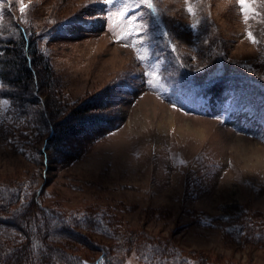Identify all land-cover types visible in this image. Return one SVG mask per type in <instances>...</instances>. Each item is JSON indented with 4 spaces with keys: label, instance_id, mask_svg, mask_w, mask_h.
<instances>
[{
    "label": "rangeland",
    "instance_id": "1",
    "mask_svg": "<svg viewBox=\"0 0 264 264\" xmlns=\"http://www.w3.org/2000/svg\"><path fill=\"white\" fill-rule=\"evenodd\" d=\"M23 2L21 14L0 0L8 231L23 243L43 219L62 226L44 241L48 264H91L105 249L117 264H264V0L247 23L237 0H190L193 15L185 0H153L152 39L121 42L155 19L134 0ZM18 24L31 83L12 63Z\"/></svg>",
    "mask_w": 264,
    "mask_h": 264
},
{
    "label": "trees",
    "instance_id": "2",
    "mask_svg": "<svg viewBox=\"0 0 264 264\" xmlns=\"http://www.w3.org/2000/svg\"><path fill=\"white\" fill-rule=\"evenodd\" d=\"M19 25V24H18ZM20 26V25H19ZM25 26H20L21 33H20V41L11 48V54L15 57V61H12V63L16 66V74L18 77L24 76L28 79V82L31 83L32 79V72L34 73V67H33V59L31 57L32 54V43L31 38L27 36L24 33H26V30L24 28ZM11 64V61H10ZM208 81V79H205ZM197 82L204 83L205 81H197V80H190L189 84L194 85ZM82 112V111H81ZM80 112V113H81ZM80 113H78L80 115ZM47 130L50 132L53 130L52 125H49L47 123ZM54 132V130H53ZM53 133L48 137V140L52 137ZM40 194L39 190L34 191V195L38 196ZM6 205L11 207L14 206L16 198H14L13 195L8 194L5 197H3L0 201L5 202ZM35 203H37L36 198L33 199ZM30 206H32V201L30 203ZM9 208H7L9 210ZM1 210L7 211L3 208ZM28 211L21 214V216H17L15 220L19 221V224H23L24 220L23 217L26 216L25 214ZM48 215L53 216L57 218V215H55L53 212H48ZM3 218L0 217V226L3 225V228L6 230H0V237L4 238V240L0 241V262L2 264H48L50 261L49 258L46 256L49 246L44 243L46 238L50 235H56L60 231H66L62 226H54L52 224L51 219H43L34 225V232H26L22 236L25 238V242L22 243V241H18V238L14 236V234H11L12 232L8 231L13 228L14 225V219L11 217V222H8V220H2ZM10 221V220H9ZM28 222L25 221V224ZM5 226V227H4ZM15 227V226H14ZM21 230V229H20ZM30 241V243H27ZM36 241L37 243H41V247H44V250H39L38 248L32 247V242ZM30 245V246H29ZM53 250V249H52ZM54 249L55 253L60 254L63 256V258H67L66 254L63 253L64 251ZM91 264H117V260L110 256V253L105 249L102 250L100 255V261H93Z\"/></svg>",
    "mask_w": 264,
    "mask_h": 264
},
{
    "label": "snow or ice",
    "instance_id": "3",
    "mask_svg": "<svg viewBox=\"0 0 264 264\" xmlns=\"http://www.w3.org/2000/svg\"><path fill=\"white\" fill-rule=\"evenodd\" d=\"M115 0H100V3L102 5L111 7L114 4ZM135 5L138 7L140 5H143L147 8L148 13L151 17H154L155 19L151 21V23L148 20H144L143 16H141V20L143 21L142 27L140 29L136 28H130L126 33L123 34H115V31L113 29V33L116 35V42H121V41H130L131 37H140L141 35H144L147 37L148 40L152 39V33H151V27L153 24L157 25L159 27V15L157 13L156 7H154L153 0H134ZM257 2V0H237V4L241 9V14L243 16L244 22L247 23L250 14L253 12V5ZM19 3V11L21 14H23L26 9L27 5L23 2V0H18ZM185 4L187 5L186 11L190 14H194L193 7L190 4V0H185ZM121 18L125 16L124 12L120 13ZM107 20H111V13L106 17ZM136 20V17L133 16L127 23L131 24L132 21ZM89 23L91 22V19L88 21ZM193 28L196 27V25L192 26ZM164 36L168 37L169 33L164 32ZM247 37L251 43H256L257 41L253 37L252 33H247ZM122 46H129V43H125ZM134 46V45H133ZM148 49L146 48L145 51ZM175 50V49H173ZM138 60H145L147 57L145 56H140L139 54L137 55ZM145 76H149V73L146 71ZM150 82V81H149Z\"/></svg>",
    "mask_w": 264,
    "mask_h": 264
},
{
    "label": "bare ground",
    "instance_id": "4",
    "mask_svg": "<svg viewBox=\"0 0 264 264\" xmlns=\"http://www.w3.org/2000/svg\"><path fill=\"white\" fill-rule=\"evenodd\" d=\"M68 155V154H67Z\"/></svg>",
    "mask_w": 264,
    "mask_h": 264
}]
</instances>
